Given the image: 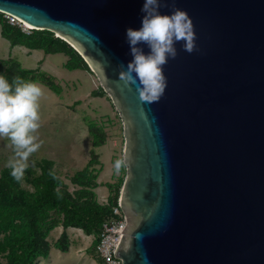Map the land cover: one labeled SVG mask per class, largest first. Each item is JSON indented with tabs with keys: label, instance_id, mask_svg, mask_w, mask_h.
Wrapping results in <instances>:
<instances>
[{
	"label": "water",
	"instance_id": "95a60500",
	"mask_svg": "<svg viewBox=\"0 0 264 264\" xmlns=\"http://www.w3.org/2000/svg\"><path fill=\"white\" fill-rule=\"evenodd\" d=\"M164 2L188 13L197 50L175 43L153 103L119 80L144 0H0V12L72 45L120 115L124 264H264V0Z\"/></svg>",
	"mask_w": 264,
	"mask_h": 264
},
{
	"label": "trees",
	"instance_id": "16d2710c",
	"mask_svg": "<svg viewBox=\"0 0 264 264\" xmlns=\"http://www.w3.org/2000/svg\"><path fill=\"white\" fill-rule=\"evenodd\" d=\"M0 25L2 36L8 39L11 45L21 44L29 48H41L47 53L64 52L68 56L66 62L68 69H89L84 58L60 37L50 36L46 31L37 29L27 34L1 18ZM0 75H4L10 83L16 76L30 75V82H41L53 91L60 92V87L47 74L42 73L38 68H24L15 59H0ZM97 91L96 94L105 93L101 86ZM102 143L96 142L95 137L93 138L94 146ZM96 162L90 159L83 169L77 171V174L93 169ZM38 163L40 172L32 178L34 190L23 188L25 177L17 182L11 176L8 167H4L0 172V234H4L0 238V251H8L6 260L0 259V264H33L38 256L47 257L49 248L46 237L48 232L59 223L64 227L80 226L88 234L96 233L97 246L102 223L111 213L112 205L116 204L119 197L121 187L115 195L110 196L107 205L100 203L94 191L98 186L97 176L92 191L81 189V194L76 195L69 191L64 180L57 175L55 160L43 157ZM50 172L54 175H50ZM73 182L84 185L79 179ZM113 186L109 184L110 190ZM51 211L61 213L62 220L58 221L54 218ZM64 237H67L65 233ZM57 246L61 248L59 244Z\"/></svg>",
	"mask_w": 264,
	"mask_h": 264
},
{
	"label": "clouds",
	"instance_id": "9594fccd",
	"mask_svg": "<svg viewBox=\"0 0 264 264\" xmlns=\"http://www.w3.org/2000/svg\"><path fill=\"white\" fill-rule=\"evenodd\" d=\"M167 6L164 0H144L142 26L138 30H126L133 59L126 68L123 63L118 65L119 80L125 87L136 85L142 102H158L163 96L167 87L164 65L177 57L176 42L183 41L188 53L197 50L194 25L188 13L173 7L171 14H162L160 9ZM141 43L149 47L150 54L137 47ZM43 95L44 90L37 83L25 82L19 76L10 83L0 75V138L8 139L16 149L17 159L9 160L6 167L17 182L24 178L29 157L43 144L38 136L42 126L39 102ZM127 166L125 156L115 161L114 169L118 174Z\"/></svg>",
	"mask_w": 264,
	"mask_h": 264
},
{
	"label": "rangeland",
	"instance_id": "374dc122",
	"mask_svg": "<svg viewBox=\"0 0 264 264\" xmlns=\"http://www.w3.org/2000/svg\"><path fill=\"white\" fill-rule=\"evenodd\" d=\"M0 18L5 20V17L1 12ZM43 31H46V33L50 36L58 37L57 33L55 34L52 31L49 32V30ZM0 47L2 48L1 44ZM87 70L92 74L93 77H95L96 83L97 85H99L98 87H100L98 77L91 70L90 66ZM21 78L25 82H30L31 80L30 75L23 76ZM39 85L42 86L44 90V95L39 102V111L42 119V126L38 131L39 140L43 141V144L39 151L30 156L29 160L27 161L29 167L25 172V179L23 181L22 187L25 189L34 190L32 178L40 172L38 162L41 158L47 157L56 161V173L64 180L69 191L76 195L81 194V189H87L85 191H92V188H94L95 178L97 176L96 171L98 169L96 167H93V169L90 168L87 172H83L78 175V170H74L73 167L68 165L65 158V146H68L71 140L70 138H67L66 131L64 130L62 124L63 122L60 121V117L62 116L66 119L67 116L70 117L75 116V114H79V118H81L82 116L83 122L89 126V131L92 137H95L96 142L110 143V141H116L117 144L116 148H114L113 155L114 164L117 159L122 158L123 153L124 130L122 120L120 119V117H118V115L116 117H112L107 114H99L100 111L96 108H93V111H90L87 108H79V106H77L76 104H65L66 107H64L63 109L59 105L60 100H58V98H56L55 96L47 95L53 92L43 84ZM72 89L73 87L65 88V95H63L65 101H71ZM97 90H99V88H97ZM57 106L59 110H57ZM77 129L78 131H80V125L77 127ZM15 152V147L10 143L8 139L0 138V172L4 167H6V164L9 160L17 159ZM90 159L93 162L97 161L96 155L92 152L90 154ZM33 162H35L34 167L32 166ZM126 171V167L121 168L118 174L115 171L114 175L117 180L114 184H112L114 185L113 189L111 190L112 195H115L122 186ZM75 179L83 181L82 183L84 185L73 182ZM93 198L96 199V197ZM102 204L107 205V203ZM51 213L52 216L58 221L62 220L61 213L57 211H51ZM64 233L67 237H64ZM3 235L4 234L1 233L0 238L3 237ZM96 237V233L93 232L88 234L80 226L64 227L61 223H59L48 232V235L46 237V242L48 243L49 248V255L47 257L38 256L34 260L33 264H104L96 252ZM58 244L61 246V248L57 246ZM7 253V250L0 251V259L5 261Z\"/></svg>",
	"mask_w": 264,
	"mask_h": 264
},
{
	"label": "crops",
	"instance_id": "0c3cea01",
	"mask_svg": "<svg viewBox=\"0 0 264 264\" xmlns=\"http://www.w3.org/2000/svg\"><path fill=\"white\" fill-rule=\"evenodd\" d=\"M0 44L2 46V48L0 47V59H15L22 67L27 69L38 68L42 73L47 74L54 80L60 87L59 93L41 82H37V84H43L49 88L54 94L49 93L47 95L58 98L60 100L59 105L63 109L66 107L65 104H76L79 108H87L90 111L96 108L100 111L99 114H107L112 117L118 115L120 117L116 107H113L115 105L111 97L104 89L109 97L105 93H95L99 85H97L95 77L87 69H68L66 67L68 56L64 52L47 53L41 48H29L21 44L11 45L10 41L2 36L1 25ZM69 87H73L71 101H65L63 95H65V88ZM57 110H59L58 106ZM79 116V114H75V116H67L66 119L62 116L60 117L67 138L71 140L68 146H65V158L68 165L73 167L74 170H81L89 162L91 152H94L98 161L94 164V167L98 169L96 171L98 186L94 191L98 201L105 203V199L109 201L112 195L109 184H114L117 180L114 175L113 162L114 148H116L117 142H104L94 146L89 126L83 122L82 116L81 118ZM79 125L80 131L77 129Z\"/></svg>",
	"mask_w": 264,
	"mask_h": 264
},
{
	"label": "built area",
	"instance_id": "2783aa9c",
	"mask_svg": "<svg viewBox=\"0 0 264 264\" xmlns=\"http://www.w3.org/2000/svg\"><path fill=\"white\" fill-rule=\"evenodd\" d=\"M5 20L17 27L24 33H31L32 26L14 15L2 13ZM105 203H109L105 199ZM126 225V215L122 210L119 202V197L116 204L112 205L111 213L103 221L100 233L99 242L96 246L97 255L104 264H124L122 258L116 255V250L123 236L124 227Z\"/></svg>",
	"mask_w": 264,
	"mask_h": 264
}]
</instances>
